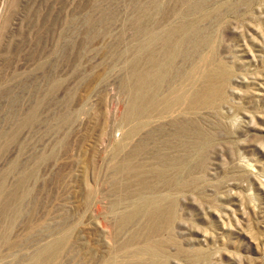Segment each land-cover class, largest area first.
I'll return each instance as SVG.
<instances>
[{"label":"rangeland","instance_id":"374dc122","mask_svg":"<svg viewBox=\"0 0 264 264\" xmlns=\"http://www.w3.org/2000/svg\"><path fill=\"white\" fill-rule=\"evenodd\" d=\"M0 136V264H264V0H0Z\"/></svg>","mask_w":264,"mask_h":264},{"label":"bare ground","instance_id":"6f19581e","mask_svg":"<svg viewBox=\"0 0 264 264\" xmlns=\"http://www.w3.org/2000/svg\"><path fill=\"white\" fill-rule=\"evenodd\" d=\"M164 28V27H163ZM184 28L183 27H181V28H179L178 29V32L179 31H182ZM185 31V30H184ZM181 33V32H180ZM175 35H177V34H175ZM167 38V37H166ZM175 38H177V37H175ZM174 39V38H173ZM172 38H171V40H173ZM170 38H168L166 41H164V45L167 47V48H169V46H170ZM177 40V39H176ZM163 41V40H162ZM173 42V41H172ZM173 46V45H172ZM165 48V47H164ZM169 50V49H168ZM174 52V51H173ZM165 54V53H164ZM171 54V53H170ZM149 56H148V60L147 59H145V60H147L152 66V68H151V70H148V71H145L144 73H141V71H139V73H141L139 76H138V78L139 79H137V80H140V82H141V88H142V86L144 85V87H149L150 86V88L149 89H147L146 91L144 90L143 91V94H141V95H139L138 97H137V99H138V101L140 102H138L140 105H142V106H140V107H137L138 105V103L136 104L135 103V106H134V104L133 105H131V107H130V109L129 110H127V111H129V114H130V116L132 115H139V114H141V112H143L144 111V113L145 112H150V114L151 113H153V114H156L159 118L160 117H163V116H165L166 114H168V113H170V112H172L173 111V109H174V107H176V106H179V105H183L182 107H185L186 109H197V108H200V106H203V105H206L208 102H210L211 100H212V90H211V88L212 87H209L208 86V88H204V90H200V91H198L199 93L197 94H188V93H186L185 91H181L182 89L181 88H179V89H177V90H173V89H171V90H169V92L166 94V95H164V96H158V94L156 93L157 92V89L159 88V83H160V81L165 77V76H167V73L169 72L168 70V68H165V66L163 65L162 67H159V66H157V62L155 61V56L152 54V53H149L148 54ZM168 55V54H167ZM165 56V55H164ZM167 60V59H166ZM163 62H165V61H163ZM159 64V63H158ZM162 64V63H161ZM149 65V64H148ZM154 65V66H153ZM168 66H169V64H168ZM195 69H192L191 70V72L192 71H194ZM196 71V70H195ZM135 72V71H134ZM197 72V71H196ZM190 74V73H189ZM192 74V73H191ZM205 74V73H204ZM218 74V73H217ZM135 75V74H134ZM138 75V74H137ZM185 76V75H184ZM190 76V75H189ZM196 76V75H195ZM219 76H223L222 74H220ZM194 77V76H193ZM209 77V78H208ZM224 78V77H223ZM204 79V78H203ZM202 79V80H203ZM212 79V77L210 76V75H207V76H205V80H211ZM136 80V79H135ZM191 81V80H190ZM12 82V81H11ZM130 82V81H129ZM139 82V83H140ZM187 82V81H186ZM188 82H189V80H188ZM198 82V81H197ZM138 83V82H137ZM150 84V85H149ZM186 85H187V83H186ZM132 86V85H131ZM137 86H138V84H137ZM133 87V86H132ZM143 87V88H144ZM194 87V86H193ZM207 87V86H206ZM137 88V87H136ZM135 89V88H134ZM176 89V88H175ZM186 89V88H185ZM130 90H132V89H130ZM139 90V89H138ZM142 90V89H141ZM193 90V89H192ZM140 93V92H139ZM135 97H136V95H135ZM133 98V97H132ZM132 101V100H131ZM132 103H134V102H132ZM131 103V104H132ZM127 109H128V107H127ZM33 113V112H32ZM176 113V112H175ZM129 114H128V117H129ZM147 114V113H146ZM152 114V115H153ZM131 116V117H132ZM140 116V115H139ZM148 116V115H147ZM150 116V115H149ZM141 117V116H140ZM130 118V117H129ZM135 118V117H134ZM131 119V118H130ZM140 119V118H139ZM126 121H127V119H126ZM31 124V123H30ZM136 125V124H135ZM174 125V127H175V124H173ZM178 126V125H177ZM182 126V125H181ZM182 128V127H181ZM134 128H132V131H135V129L133 130ZM179 130V129H178ZM137 131V130H136ZM131 133V132H130ZM133 133V132H132ZM131 133V134H132ZM184 133V132H183ZM7 134V133H6ZM5 134V135H6ZM129 134V133H128ZM130 134V135H131ZM129 135V136H130ZM128 136V135H127ZM1 137V136H0ZM5 139V138H4ZM122 145V144H121ZM141 146V145H140ZM7 149V148H6ZM118 151V150H117ZM139 152V151H138ZM136 154H137V151L135 152ZM126 163L127 164H129L127 161H126ZM125 163V164H126ZM121 166H123V164L121 165ZM130 166V165H129ZM124 167H127L126 165L125 166H123L122 168H124ZM121 168V167H120ZM132 168V166L130 167V169ZM11 169H13V168H11ZM10 169V170H11ZM124 169H126V168H124ZM123 169V170H124ZM133 169V168H132ZM120 170H122V169H120ZM126 170H128L129 172L130 171H132V170H129V168L128 169H126ZM136 170V169H135ZM152 170H154V169H152ZM127 171V172H128ZM133 171H134V169H133ZM157 171V170H156ZM159 171V170H158ZM160 171H162V170H160ZM24 172V171H23ZM153 172V171H152ZM154 173H156V172H154ZM154 173H153V175H154ZM132 174V173H131ZM130 173H129V175H131ZM157 174V173H156ZM162 174V173H161ZM128 175V174H127ZM158 175V174H157ZM6 176V175H5ZM159 176V175H158ZM140 177H142V179H143V176H140ZM164 177V176H163ZM138 178V180H136V181H138L139 182V180H140V178H139V176L137 177ZM158 178V177H157ZM156 178V179H157ZM145 180V179H144ZM165 180V179H164ZM141 181V180H140ZM156 181H158V179L156 180ZM143 183H145L144 181H142ZM142 182H141V184H139L140 185V187H142L143 185H142ZM163 182V181H162ZM166 182V181H165ZM140 183V182H139ZM157 183H159V182H157ZM142 185V186H141ZM123 186V185H122ZM127 186V185H126ZM134 186H136V184H134ZM145 186H147V187H149L148 186V183L146 184L145 183ZM138 187V186H137ZM139 187V188H140ZM153 187V186H152ZM122 188H124L125 189V187H122ZM135 189V188H134ZM141 189H143V188H141ZM141 189H138V190H141ZM148 189V188H147ZM126 190V192H127V189H125ZM137 190V188L135 189V191ZM131 191H133V190H131ZM134 192V191H133ZM130 193V192H129ZM126 194V193H125ZM153 201V200H152ZM148 202V201H147ZM150 202V201H149ZM156 201H154L153 203H155ZM143 203V202H142ZM144 203H146V202H144ZM143 203V205L145 206L144 208H145V210H147L146 208H148L149 206H148V204L146 205V204H144ZM152 204V203H151ZM153 205H155V204H153ZM152 205V206H153ZM158 206H159V204H157ZM146 206H148V207H146ZM151 206V207H152ZM156 206V205H155ZM155 206H154V208H155ZM137 208V207H136ZM143 208V209H144ZM156 208H157V206H156ZM149 209H150V207H149ZM158 209V208H157ZM161 209V208H160ZM164 208L162 207V210H163ZM155 210V209H154ZM132 211H134V209L132 210ZM137 211H140V210H137ZM136 211V212H137ZM149 211V210H148ZM150 211H152L151 209H150ZM164 211V210H163ZM163 211H161V212H163ZM135 212V213H136ZM158 211H156V214H158L157 213ZM165 212V211H164ZM145 213H147V212H145ZM138 214H139V212H138ZM137 214V215H138ZM164 214H166V213H161V215H164ZM128 216H129V214H127ZM126 215V216H127ZM136 215V214H135ZM148 215H150V214H148ZM148 215H146V216H148ZM168 215H170V214H166L165 216H166V219L168 218ZM127 216V217H128ZM133 216V215H132ZM131 215L129 216L130 218L132 217ZM153 216H154V218L155 217H157V216H159V215H154L153 214ZM152 216V217H153ZM123 217H124V215H123ZM127 217H125V219L127 218ZM128 217V218H129ZM133 217H135V216H133ZM127 218V219H128ZM130 218L128 219V220H130ZM147 218V217H146ZM159 219H160V217H158ZM164 218V217H163ZM120 219L121 220H125V219H123V218H121L120 217ZM157 219V218H156ZM165 219V218H164ZM164 219H161L162 221H165ZM169 219H170V217H169ZM168 219V220H169ZM120 220V221H121ZM119 221V222H120ZM149 222H150V217H149V220H148ZM154 221V220H153ZM159 221V220H158ZM124 222H126V221H124ZM129 222V221H128ZM127 222V223H128ZM121 223V222H120ZM152 223H154V222H152ZM158 223V222H157ZM159 223H160V221H159ZM158 223V224H159ZM163 223V222H162ZM166 224L168 223L167 222V220H166V222H165ZM124 224V223H123ZM123 224H122V227H123ZM150 224V223H149ZM165 224V225H166ZM118 225L120 226L121 224H119L118 223ZM125 225V224H124ZM153 225V224H152ZM155 225V224H154ZM154 225H153V227H154ZM162 225V224H161ZM118 226V227H119ZM151 227V226H150ZM120 228V227H119ZM155 228V227H154ZM153 229V228H152ZM157 229H158V226H157ZM157 229H155V230H157ZM154 230V229H153ZM153 230H151V231H153ZM152 233V232H151ZM53 243V242H52ZM152 243V242H151ZM150 244V243H149ZM148 245V244H147ZM147 245H145V246H147ZM151 246L150 247H152V244H150ZM153 245H155L154 243H153ZM149 246V245H148ZM155 246H157V245H155ZM144 247V246H143ZM150 247H148V248H150ZM55 248H56V246H54L53 247V249L51 250V252L52 251H54L55 250ZM148 248H145V253H148V252H146V250L148 249ZM151 249H153V248H151ZM156 249V248H155ZM154 249V250H155ZM60 250V249H59ZM137 250H139V249H137ZM141 250V249H140ZM148 251H150V249H148ZM157 251H158V249H157ZM139 252H141V251H138V253ZM160 252V251H159ZM44 253V252H43ZM144 253V254H145ZM150 253V252H149ZM148 253V254H149ZM152 253H154V251L152 252ZM151 253V254H152ZM141 254V253H140ZM155 254H156V251H155ZM158 254V253H157ZM153 256V255H152ZM39 259V258H38ZM118 259V258H117ZM39 261V260H38ZM40 262H41V260H40ZM44 262V261H43ZM111 262V261H110ZM116 263V262H115ZM40 264V263H39Z\"/></svg>","mask_w":264,"mask_h":264}]
</instances>
